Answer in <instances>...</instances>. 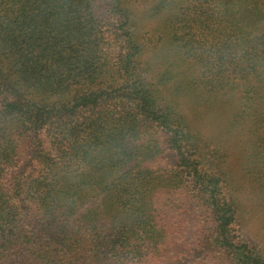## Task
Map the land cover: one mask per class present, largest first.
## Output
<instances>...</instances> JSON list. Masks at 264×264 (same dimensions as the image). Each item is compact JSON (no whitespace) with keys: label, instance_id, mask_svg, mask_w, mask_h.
I'll return each instance as SVG.
<instances>
[{"label":"trees","instance_id":"1","mask_svg":"<svg viewBox=\"0 0 264 264\" xmlns=\"http://www.w3.org/2000/svg\"><path fill=\"white\" fill-rule=\"evenodd\" d=\"M257 217L264 0H0V264H264Z\"/></svg>","mask_w":264,"mask_h":264},{"label":"rangeland","instance_id":"2","mask_svg":"<svg viewBox=\"0 0 264 264\" xmlns=\"http://www.w3.org/2000/svg\"><path fill=\"white\" fill-rule=\"evenodd\" d=\"M259 217V216H258ZM258 217L254 218L252 224L247 227V234L248 239L253 241L254 243H259L262 247H264V240L261 237L260 232L258 231Z\"/></svg>","mask_w":264,"mask_h":264}]
</instances>
